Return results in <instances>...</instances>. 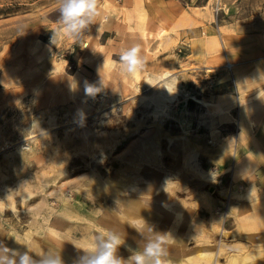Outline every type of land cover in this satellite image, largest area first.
I'll return each mask as SVG.
<instances>
[{"label": "rangeland", "instance_id": "rangeland-1", "mask_svg": "<svg viewBox=\"0 0 264 264\" xmlns=\"http://www.w3.org/2000/svg\"><path fill=\"white\" fill-rule=\"evenodd\" d=\"M58 8L0 0V240L74 264L97 232L137 247L144 219L172 264H264V0H99L80 41ZM166 71L183 89L156 115Z\"/></svg>", "mask_w": 264, "mask_h": 264}, {"label": "clouds", "instance_id": "clouds-1", "mask_svg": "<svg viewBox=\"0 0 264 264\" xmlns=\"http://www.w3.org/2000/svg\"><path fill=\"white\" fill-rule=\"evenodd\" d=\"M58 3L59 33L75 41L82 40L100 16L99 0H58ZM119 62L121 71L127 75L140 72L145 64L140 45L133 43L121 50ZM97 90L87 88L89 94ZM143 221L142 225L132 227L141 237L142 243L137 247L126 245V236L115 229L97 232L86 247H76L79 254L74 264H172L168 258L170 234L158 232ZM122 246L130 252L126 259L119 254ZM0 264H65V261L62 252L48 249L37 254L27 246L9 248L0 240Z\"/></svg>", "mask_w": 264, "mask_h": 264}, {"label": "bare ground", "instance_id": "bare-ground-1", "mask_svg": "<svg viewBox=\"0 0 264 264\" xmlns=\"http://www.w3.org/2000/svg\"><path fill=\"white\" fill-rule=\"evenodd\" d=\"M169 75H170L169 71L164 72L163 73L164 80L162 82H160V85L161 86H159V87L163 88V96L165 98L164 99L165 102H161V103L157 102V104H156V110H154V114H156V115L159 113V111H161L163 109L164 106L167 105V103H166L167 100L168 101H173L175 99L177 100L178 93L180 92V90L183 89V88H181L182 86L179 83V81L170 78ZM191 167L193 168V170L195 168V170H196L195 172H196V174L199 177L205 178L206 180L209 179V178L213 179V173H210V172L209 173H206V172L202 171L201 169L199 170L198 166H195L193 163H192ZM195 192H196V190H195ZM199 254L206 256V255L209 254V251L208 250L200 251Z\"/></svg>", "mask_w": 264, "mask_h": 264}, {"label": "crops", "instance_id": "crops-1", "mask_svg": "<svg viewBox=\"0 0 264 264\" xmlns=\"http://www.w3.org/2000/svg\"><path fill=\"white\" fill-rule=\"evenodd\" d=\"M149 9L150 10L151 9L154 10V5H150ZM171 13H172V11H171ZM263 100H264V98H263ZM262 106H264V101H263V105ZM222 109H224V108L222 107ZM227 109H228V107L226 108V110ZM244 114H245V106L242 104V106H241V115L244 116ZM214 131L216 132V130H214ZM195 190H196V192H195ZM191 192H192L191 194H193V195H195V194L199 195L200 194V191L198 189H193ZM130 211L134 212V210H130ZM136 212H139V211H136ZM204 250H201V251H204ZM206 250L209 251V254L206 255V256H209V255L211 256L212 255V248H207ZM258 255L259 254L255 253V255L253 254V255L249 256V258H245L244 261H242V262L238 261V259L233 257V256L232 257L229 256V258H227V263L226 264H245V263H247V262H249L251 260H255V257L258 256ZM202 256L204 257L205 255H202Z\"/></svg>", "mask_w": 264, "mask_h": 264}]
</instances>
